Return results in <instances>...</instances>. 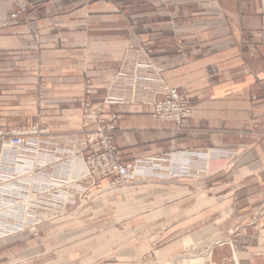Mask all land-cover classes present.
Masks as SVG:
<instances>
[{"label": "crops", "instance_id": "1", "mask_svg": "<svg viewBox=\"0 0 264 264\" xmlns=\"http://www.w3.org/2000/svg\"><path fill=\"white\" fill-rule=\"evenodd\" d=\"M25 2L9 23L0 0V149L1 134L37 125L36 181L78 176L86 78L99 104L123 60H150L139 72L154 81L105 107L122 161L176 151L169 163L208 172L111 190L97 178L76 215L1 239L0 264H136L191 248L202 264H264V0ZM167 85L194 106L185 128L144 104Z\"/></svg>", "mask_w": 264, "mask_h": 264}, {"label": "built area", "instance_id": "2", "mask_svg": "<svg viewBox=\"0 0 264 264\" xmlns=\"http://www.w3.org/2000/svg\"><path fill=\"white\" fill-rule=\"evenodd\" d=\"M21 8L25 9L24 4H21ZM18 16L16 12L11 14V18L14 20L18 19ZM152 67L153 63L150 60L146 62L122 61L115 81L108 88L106 97L98 105H94L89 98L93 94L94 86L91 79L89 77L86 78L85 96L81 101L85 135L80 139L78 149L75 151V154L82 155L84 166L80 173H78V176L83 175V178L93 180L109 177L114 185H124L130 183L135 177H148L158 173L150 167V164L154 163L153 161L161 159L148 160L147 162L134 160L129 163L122 161L121 153L114 141L116 127L112 123L114 119L118 118V114L113 113L111 115L112 122L107 121L105 118V107L107 105L127 103V100L121 96L123 92L130 89L135 94L138 92V83L148 80L154 81V79L147 78L139 72L142 69ZM157 80L161 81L160 79ZM149 105L152 108L150 112L153 117L166 121H174L181 128L185 127L186 122L192 116L193 109L189 99L180 94L176 87L169 85L157 91L153 101ZM45 132V130H39L38 127L30 130V134L35 136ZM26 134L28 133L20 132L8 136L3 142L2 155L0 156V162L4 158L10 160V162L18 163L20 169L16 170L20 173L25 172L28 163H31V157L38 155V142L28 138ZM86 151H89V153L85 155ZM10 162L6 170L0 174V199L4 204L10 202L12 198V189L9 187L11 185V175L13 174L9 171L12 168ZM183 172L185 173V171ZM73 180L70 177L68 183H72ZM22 181H24L23 189L16 192V194L21 196L28 194L29 189V185H27L28 180L25 178ZM37 182V188L41 191L42 196L44 192L42 190L43 182ZM7 210H9L8 205L0 209L1 212ZM6 223L9 224L8 222Z\"/></svg>", "mask_w": 264, "mask_h": 264}, {"label": "rangeland", "instance_id": "3", "mask_svg": "<svg viewBox=\"0 0 264 264\" xmlns=\"http://www.w3.org/2000/svg\"><path fill=\"white\" fill-rule=\"evenodd\" d=\"M9 6L13 8L11 12L8 15L7 21L9 23H19L22 20V16L28 11L27 5L25 0H8ZM21 4H24L25 9L21 8ZM18 13V19L14 20L11 18L12 13ZM128 61V60H123ZM122 63V62H121ZM120 63V65H121ZM119 65V66H120ZM119 68V67H118ZM118 69L116 71L115 78L113 82L115 81L117 77ZM173 87V86H172ZM178 89V88H177ZM179 92V90H178ZM180 93V92H179ZM124 94V92H123ZM182 94V93H180ZM184 95V94H183ZM186 96V95H184ZM187 97V96H186ZM188 98V97H187ZM189 99V98H188ZM153 101V100H152ZM151 101V102H152ZM190 101V100H189ZM92 102V101H91ZM93 103V102H92ZM148 102H144V104L149 105ZM94 105H98L93 103ZM100 104V103H99ZM192 107V116H193V111H194V106L191 103ZM107 106H112V105H107ZM82 109V107H81ZM150 111H151V106H150ZM151 113V112H150ZM82 114H83V109H82ZM113 113L110 114V116ZM153 116V115H152ZM191 116V117H192ZM106 118V117H105ZM155 118V117H154ZM107 121H111L110 118H106ZM157 119V118H155ZM191 119V118H190ZM189 119V120H190ZM115 120V119H114ZM113 120V124L114 123ZM161 120V119H159ZM188 120V121H189ZM186 122V125L188 123ZM174 122V121H171ZM176 123V122H175ZM177 124V123H176ZM185 125V127H186ZM38 127L37 125L33 126ZM116 127V125H115ZM183 127V128H185ZM31 128V129H32ZM39 128V127H38ZM177 128L182 129L181 127L178 126ZM30 129V130H31ZM29 133L26 134L28 138L35 140L39 142L38 137L35 135H31ZM39 130H45V129H40ZM24 131H20L19 129L11 131L7 135L1 134V149H0V156L2 155V148L4 145V140L7 139L8 136H10L13 133H20ZM27 133V132H25ZM116 135V129H115V134ZM6 137V138H5ZM115 141V139H114ZM116 144V142H115ZM117 146V145H116ZM118 148V147H117ZM119 149V148H118ZM76 150L73 151V154L75 153ZM120 151V150H119ZM176 151L169 152V153H163L161 155H146V156H135V158L132 161L136 160H141L142 162H147L148 160H153V159H161L158 161H153L154 163L150 164V167L154 169V171H157L158 173H155L153 176L150 175L148 177H135L134 180H132L130 183L124 184V185H114L112 180L109 177L103 178L102 179H107V189H117L121 187H126L129 186L131 183L135 181H150L153 179L160 180V181H166L167 179L170 178H191L193 176L199 175V174H204L208 172V167L205 166L204 163H196L194 161L188 163V165H185L186 163L182 162L184 159L183 158H176L173 162L169 163V159L171 158V154H173ZM86 153V152H85ZM84 153V154H85ZM121 153V151H120ZM228 155V153L226 154ZM37 156L31 157V163L29 162L27 165V169L25 172L20 173L16 169H20L19 164L16 162H10V160L2 159L0 162V174H2L5 170L8 163L10 162V166L12 167L9 169L11 173L12 179H11V185L9 186L12 190V198L10 202H7V204H4L1 202L0 199V209L8 205L7 211H0V240L3 238H7L10 236H14L20 233H29V234H35L37 232V227L42 224L43 222L46 221H51L53 219H56L58 217L62 216H67V215H76L77 211H71L70 205L75 202L77 197H84L86 194H89V189L90 186L95 184L97 179H89L92 181V183H87L88 178H83L82 176H76L72 177L73 182L68 183L69 178L65 177V179H61V181H47L42 183V190L44 191L41 196V191L37 188L38 182L36 181V172L37 169V162H36ZM121 159H122V154H121ZM130 161V162H132ZM125 163V162H124ZM210 169V168H209ZM16 170V171H15ZM15 171V172H14ZM185 171V173L183 172ZM80 173V171H79ZM195 173V174H194ZM186 174V175H184ZM184 175V176H181ZM27 179V185H29L28 189V194L24 195H18L16 192L19 190L23 189L24 184L22 181L23 179ZM99 179V178H98ZM1 186V184H0ZM40 197V199H39ZM70 203V204H69ZM8 222L9 224H7ZM6 226V227H4ZM95 232V231H94ZM97 232V231H96ZM181 230L176 231L175 233H179ZM98 232L96 233V235ZM95 235V233H94ZM93 235V236H94ZM110 238V235L108 236ZM156 246H159L158 243H155ZM189 249L188 251L183 252L179 257L175 258L172 257V259H166L161 256H151L148 259H145L144 261L136 262V264H196L198 262L203 261L204 259L201 258V251H197L196 249ZM203 251L202 253H204ZM205 255V254H204ZM197 261V262H196ZM195 262V263H194Z\"/></svg>", "mask_w": 264, "mask_h": 264}, {"label": "bare ground", "instance_id": "4", "mask_svg": "<svg viewBox=\"0 0 264 264\" xmlns=\"http://www.w3.org/2000/svg\"><path fill=\"white\" fill-rule=\"evenodd\" d=\"M196 262H197V261H196ZM194 263H195V262H194ZM198 263H201V262H198ZM202 263H203V262H202ZM202 263H201V264H202Z\"/></svg>", "mask_w": 264, "mask_h": 264}]
</instances>
